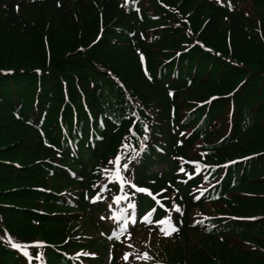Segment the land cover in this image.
I'll list each match as a JSON object with an SVG mask.
<instances>
[{"label":"trees","instance_id":"trees-1","mask_svg":"<svg viewBox=\"0 0 264 264\" xmlns=\"http://www.w3.org/2000/svg\"><path fill=\"white\" fill-rule=\"evenodd\" d=\"M136 1L0 0V46L11 30L17 43L0 47V264H73L62 251L105 244L65 235L103 208L85 194L145 125L134 176L152 195L119 211L178 229L147 249L264 264V0ZM152 159L164 169L142 176Z\"/></svg>","mask_w":264,"mask_h":264},{"label":"rangeland","instance_id":"rangeland-1","mask_svg":"<svg viewBox=\"0 0 264 264\" xmlns=\"http://www.w3.org/2000/svg\"><path fill=\"white\" fill-rule=\"evenodd\" d=\"M11 35V36H10ZM15 35L9 33L7 37L5 50H10L13 45L16 47L17 43H14ZM11 44V45H9ZM29 47L24 44H19L17 47V52L21 54H26L29 51ZM151 158V157H148ZM161 166L155 167L154 169H160ZM101 215V214H100ZM102 216H100L101 219ZM105 222H100L96 220L95 217L86 218V220H82L79 223L72 225V228L77 230V233L86 234L91 237L97 238L101 236L102 226H104ZM88 240V239H87ZM165 237L161 234H158L153 231L149 232H135L130 235L125 236L121 241H119L115 247L111 250V255L115 257L114 264H141V251L147 247V245H151L155 241L161 242L164 241ZM127 256V259L125 257Z\"/></svg>","mask_w":264,"mask_h":264},{"label":"snow or ice","instance_id":"snow-or-ice-1","mask_svg":"<svg viewBox=\"0 0 264 264\" xmlns=\"http://www.w3.org/2000/svg\"><path fill=\"white\" fill-rule=\"evenodd\" d=\"M125 167H126V166H125ZM138 191H140V192H146V193H148L149 195H151V193L149 192V190L146 189V188H139ZM131 207H135V205H131ZM176 211H177V212L180 211L179 207L176 208ZM145 219L147 220V217H145ZM161 222H162V221H161ZM172 232H178V229L175 228V227H173V228L171 229V232H166L165 235H171ZM14 246H15V245H14ZM144 256H145V258H150V257H148L147 253H145ZM125 259H127V256L125 257Z\"/></svg>","mask_w":264,"mask_h":264}]
</instances>
